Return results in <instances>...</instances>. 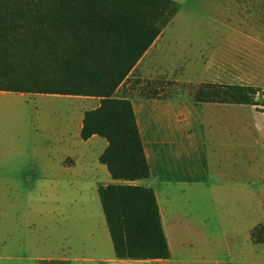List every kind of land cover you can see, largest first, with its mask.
Returning <instances> with one entry per match:
<instances>
[{
	"label": "crops",
	"instance_id": "0c3cea01",
	"mask_svg": "<svg viewBox=\"0 0 264 264\" xmlns=\"http://www.w3.org/2000/svg\"><path fill=\"white\" fill-rule=\"evenodd\" d=\"M172 1L176 12L115 92L132 103L149 165V177L131 183L153 189L170 257L115 256L98 186L121 181L114 180L99 161L106 139L96 134L85 140L80 136L84 112L99 106L100 98L36 93L39 106L48 102L54 109L33 118L36 162L24 176L45 186L39 200L47 202L42 205L48 211L40 210L46 215L42 223L55 216L53 202H84L74 210L70 205L66 213L62 257L67 264H162L170 262L174 252L179 264H211L215 251L228 256L219 260L223 264L232 260L245 264L242 254L231 259L230 235L238 239L243 233L247 246V239L254 243L251 230L257 225L264 228V109L180 96L117 94L132 73H176L198 85L238 84L264 90L263 0ZM194 6L206 7L197 11L194 22L199 25L189 32L181 27L186 19L180 14ZM0 94L13 102L29 93ZM248 105L257 112L249 113ZM15 135L9 136V145L0 135V183L6 185L14 182L9 172L18 169L8 163L20 149L21 139ZM220 233L221 239L216 238L214 234ZM189 252L187 259L184 254ZM57 258L61 257L36 259Z\"/></svg>",
	"mask_w": 264,
	"mask_h": 264
},
{
	"label": "trees",
	"instance_id": "16d2710c",
	"mask_svg": "<svg viewBox=\"0 0 264 264\" xmlns=\"http://www.w3.org/2000/svg\"><path fill=\"white\" fill-rule=\"evenodd\" d=\"M175 12L172 0H0V91L100 98L84 112L80 136L106 139L99 161L125 182L98 186L120 259L170 257L153 189L131 183L148 178L149 165L132 103L115 92ZM258 94L260 87L202 83L192 98L264 106ZM251 238L264 242L262 225Z\"/></svg>",
	"mask_w": 264,
	"mask_h": 264
},
{
	"label": "rangeland",
	"instance_id": "374dc122",
	"mask_svg": "<svg viewBox=\"0 0 264 264\" xmlns=\"http://www.w3.org/2000/svg\"><path fill=\"white\" fill-rule=\"evenodd\" d=\"M206 6H194L181 12L180 16L186 21L182 22L181 27L189 32L198 25L194 22L197 18L198 10ZM26 73V68H19L18 75ZM195 85L182 79L176 73H149L142 75L132 73V76L119 88V95H139L152 97H169L180 96L192 98V92ZM36 93L25 94L23 102L15 100L8 101L0 94V135L4 145H9L11 141L9 136L15 133L20 141V149L16 156L9 157L8 163L18 167L16 172H9L14 182L10 184L0 183V264H67L62 256L66 255L64 249V232L63 229L68 223L66 213L70 205L72 210L79 206L80 201L69 202L67 200L53 202L55 204V216L50 220L42 223L46 215L40 211L47 202L39 199L44 196L45 186L37 184L35 180L25 179V174L30 173L31 164L36 162L32 155V139L34 132V116L38 112L52 113L53 104L46 103V107L39 106V98ZM10 98V97H8ZM11 98H20L14 96ZM256 100L260 103L264 100L263 94H258ZM257 108H263L259 105ZM248 112H257L254 106L248 105ZM16 181L17 184H16ZM119 183H125L121 181ZM261 187L260 182L257 184ZM264 188V187H263ZM72 203V204H71ZM43 204V205H42ZM58 206V207H57ZM37 210V212H36ZM48 211V209H47ZM28 219L29 221H26ZM44 224V225H42ZM64 235V236H63ZM213 235V234H210ZM216 238L221 239L222 234H214ZM230 235V257L234 259L242 254L247 258L245 264H264V244L258 242L252 243L247 239L248 245L245 246L244 234ZM8 248L5 246V241ZM34 240L35 244L31 241ZM49 256L61 257L46 261L42 259L37 261V257L48 258ZM177 255L174 252L170 262L162 264H179ZM189 259L191 253L184 254ZM211 264H223L219 260L227 259L228 256L220 251L213 253ZM69 264V263H68ZM154 264V263H152ZM225 264H239L235 260ZM244 264V263H242Z\"/></svg>",
	"mask_w": 264,
	"mask_h": 264
}]
</instances>
